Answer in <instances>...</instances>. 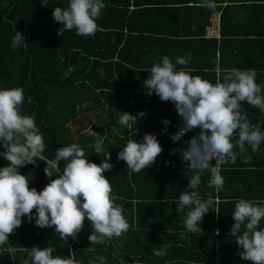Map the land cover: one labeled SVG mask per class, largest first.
I'll use <instances>...</instances> for the list:
<instances>
[{
    "label": "trees",
    "instance_id": "1",
    "mask_svg": "<svg viewBox=\"0 0 264 264\" xmlns=\"http://www.w3.org/2000/svg\"><path fill=\"white\" fill-rule=\"evenodd\" d=\"M47 2L42 6L41 0H0V87L23 89L21 111L35 114L48 159L57 148L77 143L99 164L104 157L92 153L93 140L82 132L92 126L102 135L114 165L103 174L130 227L120 237L91 245L87 219L77 239L65 242L54 226L41 229L25 217L9 235L16 252L0 251V264H21L32 246L52 247L53 255L72 252L81 264L97 255L107 264H251L238 255L230 233L231 213L239 198L264 202V142L257 151L246 145L234 164L222 166L223 192L215 193L208 186L209 173H201L200 194L212 193L215 204L202 219V231L187 233L185 213H177L175 203L180 192L188 190L192 171L180 150L199 129L173 143L169 137L178 130L180 117L172 102L147 95L143 83L152 64L168 55L173 62L178 56L189 57L187 65L177 68L213 83L219 61L222 68L254 69L256 82L264 85V0H214L213 8L208 7L210 0H105L92 36L77 35L75 29L59 31L62 25L54 21L52 10L66 7L68 0ZM217 13L220 37L209 38L206 30ZM15 30L25 35L26 43L14 50L10 43ZM242 110L264 130V114L258 108L242 102ZM120 111L145 115L137 124L121 127ZM163 118L171 121L167 133L161 131ZM145 133L157 135L162 152L150 167L131 173L117 154L129 138L139 142ZM8 163L0 157V166ZM44 167L45 162L38 161L19 171L31 177L29 187L40 191L55 178L47 177ZM180 232H185L184 239ZM159 247H166L165 256L153 254Z\"/></svg>",
    "mask_w": 264,
    "mask_h": 264
},
{
    "label": "clouds",
    "instance_id": "2",
    "mask_svg": "<svg viewBox=\"0 0 264 264\" xmlns=\"http://www.w3.org/2000/svg\"><path fill=\"white\" fill-rule=\"evenodd\" d=\"M41 4L48 6L47 0H41ZM105 6V0H68L66 7L53 8L52 17L61 23L59 31L75 29L77 35L92 36L98 30L96 21ZM208 7H214V0H210ZM25 38L22 32L15 30L10 47L15 50L24 46ZM189 62V57L178 56L173 62L168 55H163L147 71L150 74L143 88L147 95L155 93L161 101L173 103L181 121L178 130L169 137L173 143L199 129L185 142L187 147L180 150L181 159L192 174L188 178V190L181 191L175 203V211L185 213V232L196 233L202 231V219L215 204L212 193L200 194L201 173H209L208 186L215 193L223 192L222 166L234 164L246 145L257 151L264 142L261 125L251 123L242 110V102H246L264 114V85L256 82L254 69L222 68L219 61L213 69L217 76L214 83L177 68ZM24 98L21 87H0V149H3L0 157L9 162L0 166V251L16 252L15 247L9 245V235L22 225L25 217L41 229L54 226L65 242L70 237L77 239L85 219L92 229L88 236L91 245H102L106 239L126 233L130 225L122 206L116 203L118 197L110 180L103 174L114 165L109 151L104 150L102 135L92 126L82 132L93 140L92 153L104 157L99 164L89 160L84 148L77 143L57 148L54 158L48 159L43 155L46 145L35 123V114L21 111ZM120 112L117 124L121 127H131L145 115L143 111L137 115ZM161 122L162 133H167L171 121L163 118ZM120 149L117 159L125 161L131 173H138L155 163L162 145L156 134L145 133L142 141L129 138ZM176 151L173 149L171 154ZM38 161L45 162L43 171L47 177L55 176L40 191L29 187L31 177L19 171ZM231 216L234 223L230 233L240 249L238 255L251 264H264V226H261L264 202L239 198ZM185 232L179 233L180 239L185 238ZM26 250L27 256L21 264H81L72 252L69 256L53 255L54 249L49 246H32ZM152 252L162 257L167 249L153 248ZM87 264L107 262L104 256L97 255Z\"/></svg>",
    "mask_w": 264,
    "mask_h": 264
},
{
    "label": "built area",
    "instance_id": "3",
    "mask_svg": "<svg viewBox=\"0 0 264 264\" xmlns=\"http://www.w3.org/2000/svg\"><path fill=\"white\" fill-rule=\"evenodd\" d=\"M207 37L218 38L220 37V15L214 14L211 17V24L207 28Z\"/></svg>",
    "mask_w": 264,
    "mask_h": 264
},
{
    "label": "crops",
    "instance_id": "4",
    "mask_svg": "<svg viewBox=\"0 0 264 264\" xmlns=\"http://www.w3.org/2000/svg\"><path fill=\"white\" fill-rule=\"evenodd\" d=\"M206 33H207V30H206Z\"/></svg>",
    "mask_w": 264,
    "mask_h": 264
}]
</instances>
